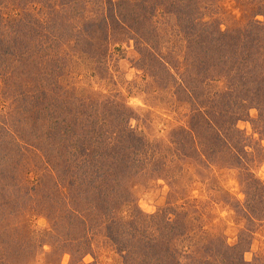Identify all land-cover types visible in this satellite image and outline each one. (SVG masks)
<instances>
[{
  "label": "rangeland",
  "instance_id": "1",
  "mask_svg": "<svg viewBox=\"0 0 264 264\" xmlns=\"http://www.w3.org/2000/svg\"><path fill=\"white\" fill-rule=\"evenodd\" d=\"M263 12L0 0V264H264Z\"/></svg>",
  "mask_w": 264,
  "mask_h": 264
},
{
  "label": "trees",
  "instance_id": "2",
  "mask_svg": "<svg viewBox=\"0 0 264 264\" xmlns=\"http://www.w3.org/2000/svg\"><path fill=\"white\" fill-rule=\"evenodd\" d=\"M104 18H106V17H104ZM254 24L256 25L255 29H257V31H248L244 35V36H247V39L243 41V44H240L237 41V43L239 44L238 47H240V46L244 47V49L239 52V54H241L240 55V63H243L242 62V57H243V60H245L244 62H250V63L252 62V65L264 64V50H262V51L260 50V47L264 48V43L261 41V37L262 36L264 37V25L261 24L260 22H256V21H254ZM242 37H243V35H241L240 38H242ZM238 38H239V36L236 38V40ZM261 79L264 82V78L261 77ZM260 91L261 90H259V92ZM189 129L192 130V127H189ZM71 149H73V148H71ZM78 150L80 151V153H82V149L79 148ZM48 166H49L50 170L52 171L51 166L49 164H48ZM98 198H99V200H101V202H98L99 203L98 207H100L103 204H105L104 201L106 198H104L102 195H99ZM67 213H71L73 215L75 214V216H77L78 218L83 220L82 219L83 217L79 213H76L74 210H69V211H67Z\"/></svg>",
  "mask_w": 264,
  "mask_h": 264
}]
</instances>
